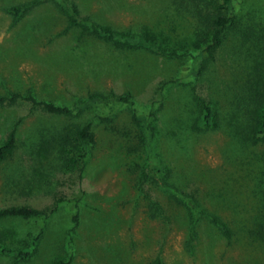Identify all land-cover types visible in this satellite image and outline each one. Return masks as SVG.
Instances as JSON below:
<instances>
[{
  "label": "rangeland",
  "instance_id": "374dc122",
  "mask_svg": "<svg viewBox=\"0 0 264 264\" xmlns=\"http://www.w3.org/2000/svg\"><path fill=\"white\" fill-rule=\"evenodd\" d=\"M231 1L0 0V97L29 93L71 111L0 107V145L19 122L0 208L54 213L47 224L13 222L24 239L45 227L35 256L27 249L34 264H264V139L251 113L264 94V0ZM217 14L231 20L202 58ZM141 36L177 56L125 42ZM202 102L215 128L199 127ZM88 123L86 152L76 132Z\"/></svg>",
  "mask_w": 264,
  "mask_h": 264
},
{
  "label": "trees",
  "instance_id": "16d2710c",
  "mask_svg": "<svg viewBox=\"0 0 264 264\" xmlns=\"http://www.w3.org/2000/svg\"><path fill=\"white\" fill-rule=\"evenodd\" d=\"M225 6L228 10L231 9L232 1L223 0L221 9ZM27 8H13L8 10L10 13L19 16L20 13L24 12ZM77 12L72 13V17L69 21L70 26H78L79 22L75 18ZM229 17L224 15L217 14L208 17V44L201 51L200 55L202 58L210 57L212 58L218 48L221 46L224 33L230 22ZM91 30L94 34L107 37L110 40L117 39L119 37L118 33H115L113 29L109 26H103L96 23H91ZM127 45L131 44L136 47H144L151 50L153 53L163 56V57H176L177 54L174 52H168L163 47L157 45L153 41L146 40L144 37L131 38L125 40ZM120 101L127 102L126 98H120ZM26 103L31 106L33 110H39L44 114L52 117H64L71 114L69 108L65 106L54 105L52 103H47L43 101H37L31 94H19V93H10L6 96L0 97V107L3 106H12L17 103ZM201 116L199 118L198 125L199 127H211L215 128L217 125L216 116L212 109V106L209 103H201ZM251 113L254 117L253 131L254 136L264 139V94L260 95L258 98L254 99V104L251 110ZM137 122H141L142 125H145L146 119L144 117H134ZM21 121V120H20ZM18 125L16 124L6 133L2 143L0 145V171L4 164L10 161L17 150L18 145ZM58 136H55V138ZM77 139L83 143L84 149L87 152V149L90 145L94 144L95 136L91 129V123L83 125L76 132ZM87 153L79 156V163L82 165L86 159ZM73 164L76 162L72 159ZM54 213H46L44 210H39L35 207L29 205H11L7 207L0 208V257L12 259L15 261V264H34L33 261V251L34 256L38 250V244L42 239L45 227L42 226L36 236L29 233L28 236L24 238L20 237V234L13 227V222H30L37 223L43 222L47 224L48 219L53 216ZM224 234L228 237L230 235L226 224L219 221V219L212 215H206ZM76 220V218H74ZM31 247L33 251H28L27 249ZM50 264H72L69 261L63 260H54ZM152 264H163L159 256H156Z\"/></svg>",
  "mask_w": 264,
  "mask_h": 264
}]
</instances>
